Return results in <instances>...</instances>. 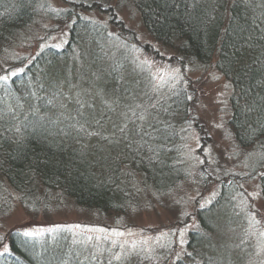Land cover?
<instances>
[{
  "label": "trees",
  "instance_id": "obj_1",
  "mask_svg": "<svg viewBox=\"0 0 264 264\" xmlns=\"http://www.w3.org/2000/svg\"><path fill=\"white\" fill-rule=\"evenodd\" d=\"M110 1L69 0L70 8L54 11L43 0H0V43L16 39L40 16L69 23L65 45L46 39L22 69L0 75V209L13 196L10 188L31 213L67 198L100 214L126 213L141 204L144 193L161 199L190 176L184 133L191 125L202 127L187 88L161 95L149 82L152 94L142 101L136 97L135 103L122 106V114L115 113L122 96L116 95L112 104L110 86L122 89V65H128L127 57H136L142 43L133 31L125 37L122 21L115 23L119 31L114 33L108 23L85 16L94 9L107 12ZM129 2L157 40L200 67L213 63L229 80V122L247 170L216 176L211 166L228 171L227 166L222 169L221 160L209 162L206 156L198 176L203 184L209 182L208 174L216 176L219 194L198 208L200 228L191 229L185 254L173 264H246L226 242L217 243L214 233L233 226L239 240L249 239L248 216L238 204L240 179L257 178L264 197V0ZM112 12L115 18L116 10ZM117 46L126 54L120 60ZM94 65L98 76L92 71L93 77L85 80L90 85L81 87ZM118 118L124 120L121 127ZM25 233L17 227L8 231L0 264H124L84 243L66 224Z\"/></svg>",
  "mask_w": 264,
  "mask_h": 264
},
{
  "label": "rangeland",
  "instance_id": "obj_2",
  "mask_svg": "<svg viewBox=\"0 0 264 264\" xmlns=\"http://www.w3.org/2000/svg\"><path fill=\"white\" fill-rule=\"evenodd\" d=\"M43 1L54 11L71 7L69 0ZM106 10L107 12H103L94 9L85 16L108 23L114 33L119 31L115 23L122 21L127 31L124 32L127 34L125 37L128 38L133 31L142 43V47L137 46L139 48L136 50V57H127L128 65H122V89L118 91L115 85L110 86V93L114 95L110 94L112 104L116 101V95L122 96L115 113L122 114L123 105L135 103L136 97L142 101L140 97L144 99L151 93L149 82L152 89L161 95L171 93L172 89L179 86L187 88L194 99V114L202 127L199 129L194 124L184 133V157L185 164L191 168L190 176L161 199L149 197L144 193L141 204L126 213L100 214L94 209L79 206L68 198L54 202L47 211L41 209L31 213L18 199V194L8 188L13 196L11 195L5 207L0 209V252L5 250V247L8 249L7 233L12 228H21L29 233H42L52 229L53 225L66 224L84 243L90 244L99 253L118 257L124 264H173L177 257L185 254L191 229L200 228L198 208L208 205L219 194L216 176H223L226 172L235 175L247 172L243 167V153H240L235 143L229 122L233 94L229 80L213 63L208 67H200L185 58L176 48L157 40L147 30L139 10L129 0H111ZM114 10L115 18L112 16ZM68 29L69 23L64 21H53L43 16L35 19L17 34L16 39L0 43V75L13 74L22 69L40 45L47 42L46 39L56 46L65 45L69 39ZM119 52L120 60L121 55H126L123 46H117L116 54ZM18 60H23L24 63L19 64ZM85 64L86 61L79 63V69L84 68ZM76 71L71 75L73 84H76ZM92 71L95 72L96 78L99 68L95 65L94 68L90 67L88 75ZM88 75L80 80L81 87L90 85L85 80L93 76ZM130 82L133 83L127 92ZM144 114V119H149L150 111L147 107ZM118 120L121 121L120 127L123 126L124 120ZM206 156L210 158L209 162L216 158L218 162L215 163L218 164L221 160V163H224L222 169L227 166L225 169L228 171L211 166V174L216 176L208 174L209 182L203 184L198 172ZM230 179L231 177H226V180ZM239 183L241 187L240 193L237 194L238 204L240 211L248 216L247 220L245 218V229L249 239L239 240L238 228L233 226H230L229 230L217 229L214 236L217 243L226 242L228 249L241 263L248 261L246 264H264V197L257 178L242 181L240 179ZM220 218L225 222L223 215H220ZM224 222L221 226L226 225Z\"/></svg>",
  "mask_w": 264,
  "mask_h": 264
},
{
  "label": "snow or ice",
  "instance_id": "obj_3",
  "mask_svg": "<svg viewBox=\"0 0 264 264\" xmlns=\"http://www.w3.org/2000/svg\"><path fill=\"white\" fill-rule=\"evenodd\" d=\"M2 79H7V77L5 76V77H3ZM121 131H123V129H121ZM25 235H31V233H25ZM5 252H7V248L5 247Z\"/></svg>",
  "mask_w": 264,
  "mask_h": 264
}]
</instances>
